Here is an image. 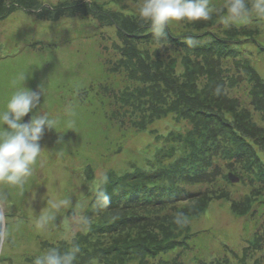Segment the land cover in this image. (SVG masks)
Returning <instances> with one entry per match:
<instances>
[{"label": "rangeland", "instance_id": "374dc122", "mask_svg": "<svg viewBox=\"0 0 264 264\" xmlns=\"http://www.w3.org/2000/svg\"><path fill=\"white\" fill-rule=\"evenodd\" d=\"M25 1L28 2L0 0V105L11 95L13 79L19 73L28 71L25 87L38 90L41 84L46 86L45 106L59 118L60 132L45 130L40 141L44 152L34 165L33 176L23 191L0 183L5 224L0 264H33L37 255L50 249L63 253L65 251L60 250L61 245L68 247L66 251L70 250L71 240L79 234L87 235L93 226L111 232L110 229L117 227L121 217L128 215L121 210L127 208L126 204L135 201L131 208L139 207L137 202L141 200H136L134 195L137 191H145L139 190L145 183L153 187L147 191V197L166 192L170 194L176 190L169 188L164 191L163 179L179 167L175 160L181 157L175 155V150L181 145L186 150L193 148L194 144L190 142L200 130L192 129L188 134L183 129L188 128L186 124H193L196 113L185 110L189 108L182 100L187 99L182 98L183 95L181 99L177 98L175 94L178 90L174 94L168 93L167 86L179 83L172 82V77L181 82L192 77L184 70L183 60L179 58L175 61L169 56L168 46L177 47L182 40L185 42L186 34H193L191 36L200 44L211 39L210 34L200 35L207 31L226 37L225 29L231 26L224 24L221 15L214 20L215 28L208 20L173 22L169 31L178 41H163L164 46L160 48L150 28H145L148 23L136 14L141 0H116L117 4L113 0H77V5L72 0H39L47 8L52 6L56 10L61 7L56 11L60 17L56 23L45 16L38 18L32 14L35 10ZM246 3L249 7L252 4L250 0H246ZM124 4L125 9L122 8ZM84 7L91 14L75 15ZM106 7L117 14L104 11ZM42 9L39 8L40 11ZM120 12L125 15L123 18ZM129 12L133 13L131 18L126 14ZM110 18L111 23L115 22L117 26L106 24L110 23ZM262 25L264 23L255 28L259 31ZM120 28H124V31L120 32ZM37 29L41 32L50 30L53 39L34 40ZM133 29L138 35H152L153 38L147 42L141 39L137 43L130 41V38L137 37L130 33ZM249 34V42L243 38L238 43L240 53L218 48L215 58L223 63L224 60L232 63L231 68L236 72L234 78L254 85L257 78L251 73L252 67L264 78V31L257 34L253 30ZM253 38L256 42H253ZM146 45L152 47L149 55ZM188 52H191L190 48ZM228 70L231 73L230 67ZM141 78L144 84L140 83ZM231 96L240 97L236 88ZM243 98L246 99L245 96ZM203 103L206 106L205 101ZM258 106L261 115L264 114L261 105ZM168 111V115L163 114ZM28 115L32 117L33 113ZM69 121L75 130H67ZM257 123L264 125V120L254 113L249 126L258 130ZM246 134L249 138L250 131H246ZM258 137V145L249 140L255 145L258 161H249V169L244 175L238 171L237 165L226 172L229 184L224 183L220 194L225 197L229 193L231 200L223 202L219 197L213 198L208 209L190 222L193 238L186 239L187 245H182L178 252L171 251L170 255L160 257V264H264V238L258 241L264 235V211L257 202L264 198V131L260 130ZM221 141L223 143L226 139L221 138ZM195 143L202 155L204 142L199 139ZM221 145L222 154L225 148ZM249 154L254 156L253 151ZM137 172H143L142 176L132 178V174ZM124 174L129 178L125 181L118 178ZM230 174L239 181L232 182ZM102 177H106V180H102ZM169 183L176 186L173 179ZM99 190L108 194V202L97 200L96 192ZM174 194L177 201L190 211L196 212L199 204H203L195 200L183 201L182 197L191 196L187 190ZM203 196L207 200V194ZM64 198H70L78 206V214L87 217L90 224L84 226L77 222L72 209L68 207L57 214L55 220L38 227L37 216L43 209L48 211L50 204L46 207L47 202ZM116 199L124 205L118 202L120 207L109 208L111 200ZM235 201L237 207L231 208V203ZM236 212L243 216L235 215ZM96 214L101 215L94 218ZM101 217L106 220L100 222ZM135 223L138 226L130 225L135 228L144 225ZM126 225L123 228L125 234L135 230L126 228ZM118 237L117 232H111L106 237L99 235L97 238L101 242H97L101 243L100 246H93L91 239L95 257L81 254L77 259V254L74 264H93V261L101 264L99 261L104 260L101 259L104 255L113 259L111 257L114 255L108 250L112 249L111 241H116Z\"/></svg>", "mask_w": 264, "mask_h": 264}, {"label": "trees", "instance_id": "16d2710c", "mask_svg": "<svg viewBox=\"0 0 264 264\" xmlns=\"http://www.w3.org/2000/svg\"><path fill=\"white\" fill-rule=\"evenodd\" d=\"M72 1H74V4L77 5V0ZM113 1L117 4L116 0ZM250 1L253 3V0ZM25 2L27 5L30 4L32 6L31 8L35 10V12H33L32 14H35L38 18L41 16H45L47 20L53 21L52 23H56V21H59L60 17L58 14H56V11L60 10L61 7L54 10L52 6L51 8H47L48 6H44V3L39 0H28L29 4L27 1ZM226 2L227 0H210V4L215 9L212 18L208 20V22H211V26H216L214 20L217 15H221V17L227 15L226 8L224 7ZM58 5L59 4L54 5V7H57ZM125 7L126 6L124 4L122 8L125 9ZM39 8H43L42 11H40ZM104 9V11L108 13L115 12L112 8L110 9L109 7H106ZM79 13H82V15H89L91 14V11L85 9L84 7L83 9H80V11H77L75 15H78ZM119 15L122 18L125 16L121 12ZM131 15H129V18L132 17ZM256 20H258V18H252L248 23L226 24L231 25L227 26V29H225L226 37L218 36L216 33H214V31L201 33L200 35L202 36L208 34L211 35V39L203 44H200L198 42L199 40L191 36L193 34H186L185 37H192L195 39L196 42L193 45H188L186 43V40L185 42L182 40V42L180 41V45H178L177 47H169L170 45L168 46V50L170 49L168 53L169 56L172 57V59H174L175 61H178L179 58L181 59V61L183 60L182 66H184V70L188 72V75L192 76L191 78L187 77L184 82H181L179 79L172 77V82L178 81L179 83L174 84V86H172L171 84L167 86V88L169 89L168 93L173 92L174 94L175 90H178V93L175 94L177 98L181 99V96L183 95L182 98L186 97L187 99L182 100V103H186L189 108L185 110H192L193 113H196V117H194L195 121H193V124H186L188 128L183 129H185L188 134H191L192 129H197L200 131L195 134V137L190 142V144H194L193 148H189L188 146L189 149L186 150L184 146L181 145V147L175 150V155L177 157H181L180 159L177 158V160H175L178 161L177 166L179 167H176V169H174V171L169 174V177L163 179V188H165L164 191L169 188H173L176 190H172V193L170 194L166 192L160 195L147 197L145 196L147 191L153 187L152 184L145 183V185H142L139 188V190L144 189L145 191L139 192L136 190V195H134L137 198L136 200H141L137 202L139 207L131 208L132 204H135V201L132 197L131 199L134 202L126 204V209H121L128 214L127 216L125 215L124 217H121V220L124 219L125 221H118L117 227H112V229H110L111 232H117V234H119V237L116 241H111L113 245L111 247L112 249L108 250L111 251V255H114L111 258H114L110 260L108 256L104 255L101 258L104 260L99 261L101 262V264H156L157 261L158 264H160V257L170 255L171 251L173 253L178 252L182 249V245L186 244V239L193 238L190 232V222L195 217L203 214L208 209L213 198L219 197L221 199L220 201L223 202L231 200L229 193L225 197H222V194H220L221 188H223L224 183H226L227 185L229 184L227 181L226 172L229 171V169L234 165H237L238 171L242 175H244L245 171L249 169V161H252L253 163H256L258 161L255 156V145L259 144L257 143L258 139L260 138L258 137V134L260 130L264 131V125H259L257 123L256 128H258V130L251 128V126L249 125L252 121L254 113L259 114V116H261V118L263 117L264 120V114H262L263 116L261 115L262 111H260V107L258 106L261 105V108H263L264 112V78H262L259 73H256L252 67L251 73L255 74L254 77L257 78V82L254 85L253 83L248 84L245 80H241L240 82V79L237 80L236 78H234L236 72L231 68L232 63L224 60V65L222 61L215 58V56L219 52L218 48L226 49L235 53H240L241 47L238 46V43L241 42L243 38H246L247 42H249V33H251V31L255 30L257 34L260 31L262 34V31H264V25L261 26V30L259 31L255 27L264 23V19L258 20L259 22H257ZM111 22L112 19L110 18V23L106 24L115 25V22ZM130 22H132V20H130ZM145 28H150L149 24ZM119 30L120 32H123L124 28H120ZM130 31H132L130 32L131 34L134 33L137 35V37H133L130 39L128 38L130 41L134 40L135 43H137L136 41L139 39H141L140 41L143 40L144 42H147L148 40L153 38L152 35L146 37H144L143 34L138 35L137 31L135 32V29ZM182 34L183 33L181 32V35ZM172 35L173 33L168 31L167 37L164 41H168L169 43L171 41H178L176 39H173ZM253 42H256V39L253 38ZM141 45L143 46V44ZM171 45L173 44L171 43ZM145 47L144 49H146ZM189 48L191 52H188ZM146 50L147 54L149 55L151 53L152 47L148 45ZM204 50H207V52L204 53ZM185 51L188 53H186ZM229 67L231 73L228 70ZM247 68L249 70V66H247ZM143 80V78L139 80L141 84H144ZM191 86H193V88H191ZM140 87L141 89L143 88L142 85ZM258 87L260 88L258 89ZM235 88L240 96L239 98L233 97L235 95L231 96ZM173 94H171L172 97ZM243 96H245L246 99H244ZM203 101H205L206 106H204ZM171 102L173 103V101ZM177 107L179 108V106ZM244 108L245 110L243 111ZM185 110H183L184 113ZM163 114L168 115L169 111ZM156 118L158 117H154V119ZM180 120L185 121V119H179L178 121ZM142 127L144 126H141V128ZM248 130L250 131V134L248 135L249 138H247L246 134V131ZM221 138L226 139V141L222 143ZM199 139L204 142V153L202 155L198 151L200 150V147H197V144L195 143L198 142ZM249 140L255 142V145L251 144ZM221 144H223L225 148L222 154L220 153V149L222 147ZM262 145V147L264 148V143H262ZM252 151L254 153L253 157L249 154V152ZM183 153L186 154L184 155ZM251 157L252 159L249 160V158ZM141 174H139V172H137V174H132V178L140 177L139 175ZM118 178L125 181V179L129 178V175L126 176V174H124L118 176ZM172 179L175 181L176 186H170L169 181ZM185 190H187L190 193L189 195L191 196L182 197L183 201L195 200L199 203L203 202V204H199L200 207L197 208L196 212L190 211V209L179 203L173 196L175 195L174 192H184ZM262 190L264 191V188ZM203 194H207V200H204L205 198ZM118 202L122 201H119V199L111 200V205L109 208H111L112 206L120 207V205H124L123 202L120 205L118 204ZM257 202L260 206H262V210L264 211V198H260ZM236 203V201L234 202V204L231 203V208L233 206L237 207L235 205ZM183 208L188 210L185 211ZM105 211H103V213ZM178 213L181 214L179 217V223L177 222ZM97 215L101 214H96L94 218H97ZM235 215H239V217L243 216L241 213L239 214L237 212ZM255 216L256 214L253 216V218ZM99 219L101 222V220L105 218L101 217ZM127 220H129V223H127L128 225H126ZM109 221L110 220H108L107 222ZM135 221L140 224L139 226H141V224L144 225L140 228H135V226H138ZM111 223H113V221H111ZM130 224H134L135 226H131ZM125 225L127 226L126 228L131 227L135 228V230L130 233L127 232L125 234V232L123 231ZM258 225L260 224L258 223ZM184 231L188 232L182 235ZM107 232L109 233L107 234ZM111 232L108 230H102L101 228L97 229L95 226H93V228L88 231L87 235L79 234L73 240H71V245L69 247H79L80 252L78 253L79 257L77 259L80 258L81 254H87L88 256L95 257L94 253H96V251L91 245V239H93V246H100L101 243L97 242H101V240L98 239L99 235H103L104 237H106ZM263 238L264 235H261V238L258 239V241L262 240ZM60 247L61 251H66L65 249L68 248L63 245H61ZM113 248H115L114 251ZM91 249L93 250V252H90ZM165 263L166 262H162L161 264ZM243 263L248 264L246 262Z\"/></svg>", "mask_w": 264, "mask_h": 264}, {"label": "clouds", "instance_id": "9594fccd", "mask_svg": "<svg viewBox=\"0 0 264 264\" xmlns=\"http://www.w3.org/2000/svg\"><path fill=\"white\" fill-rule=\"evenodd\" d=\"M224 7L227 15L222 20L226 24L248 23L253 17L264 19V0H253L250 7L246 0H227ZM214 11L210 0H141L136 14L149 24L150 31L161 48L173 22L207 21L212 18ZM33 39L51 41L53 36L50 30L41 32L37 29ZM185 40L188 45L196 42L192 37H186ZM27 72H21L13 79L11 95L0 105V183L21 191L33 176L34 165L44 152L40 141L45 130L58 131L60 124L59 118L46 109V86L41 84L38 90L25 87ZM29 113L33 115L30 121L25 122L24 118ZM69 129H74L70 121L67 130ZM102 180H106V177H102ZM96 198L105 203L109 200L108 194L103 190L96 192ZM46 207L48 211L43 209L37 216L38 227L55 220L57 214L68 207L72 209L73 218L77 222L84 226L90 224L87 217L78 214V206L70 198L48 201ZM180 215L177 214L178 223ZM79 252L80 249L76 246L63 253L50 249L37 255L33 264H74Z\"/></svg>", "mask_w": 264, "mask_h": 264}, {"label": "water", "instance_id": "95a60500", "mask_svg": "<svg viewBox=\"0 0 264 264\" xmlns=\"http://www.w3.org/2000/svg\"><path fill=\"white\" fill-rule=\"evenodd\" d=\"M30 117H31L30 115H27L24 118L25 122L30 121ZM229 176H230V180L232 182L236 183L239 181V179L236 176H234L232 174H230ZM2 211H3V200H0V255H1V251H2L3 239H4V233H5V224H4V217L2 215Z\"/></svg>", "mask_w": 264, "mask_h": 264}]
</instances>
